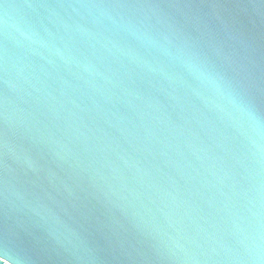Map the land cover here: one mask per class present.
Listing matches in <instances>:
<instances>
[{"label": "water", "instance_id": "water-1", "mask_svg": "<svg viewBox=\"0 0 264 264\" xmlns=\"http://www.w3.org/2000/svg\"><path fill=\"white\" fill-rule=\"evenodd\" d=\"M0 264H264V0H0Z\"/></svg>", "mask_w": 264, "mask_h": 264}]
</instances>
